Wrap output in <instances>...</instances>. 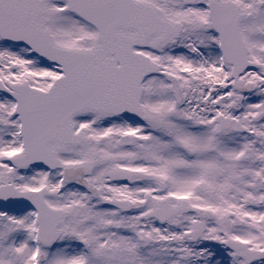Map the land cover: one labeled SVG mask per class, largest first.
I'll return each mask as SVG.
<instances>
[{
  "label": "snow or ice",
  "instance_id": "1",
  "mask_svg": "<svg viewBox=\"0 0 264 264\" xmlns=\"http://www.w3.org/2000/svg\"><path fill=\"white\" fill-rule=\"evenodd\" d=\"M0 264H264V0H0Z\"/></svg>",
  "mask_w": 264,
  "mask_h": 264
}]
</instances>
